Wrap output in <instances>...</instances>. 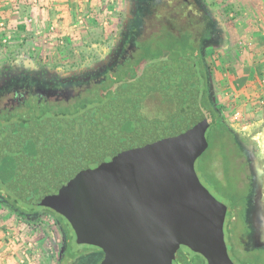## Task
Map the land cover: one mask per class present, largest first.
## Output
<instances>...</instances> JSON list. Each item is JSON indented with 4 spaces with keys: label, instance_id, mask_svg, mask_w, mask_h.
<instances>
[{
    "label": "water",
    "instance_id": "1",
    "mask_svg": "<svg viewBox=\"0 0 264 264\" xmlns=\"http://www.w3.org/2000/svg\"><path fill=\"white\" fill-rule=\"evenodd\" d=\"M199 94L194 60L179 56L147 65L76 117L3 127L0 182L23 203L64 217L78 244L100 249L96 264H176L181 246L206 264H234L226 206L194 168L208 146Z\"/></svg>",
    "mask_w": 264,
    "mask_h": 264
},
{
    "label": "flooded vegetation",
    "instance_id": "2",
    "mask_svg": "<svg viewBox=\"0 0 264 264\" xmlns=\"http://www.w3.org/2000/svg\"><path fill=\"white\" fill-rule=\"evenodd\" d=\"M103 18L89 45L71 55L62 53V45L45 49L26 37L3 50L0 129L32 119H69L99 106L116 87L134 81L147 65L165 61L153 55L167 45L185 46L197 69L201 68L200 55L206 57L208 94L213 99L215 92L209 91L210 78L216 73L212 59L225 62L237 50L231 16L212 0H114ZM123 75H127L124 81ZM199 80L202 88L205 81L203 77ZM215 102L218 114L221 111L223 119L228 118L226 107L219 108L216 98ZM235 136L240 152L229 159L226 175L233 188L220 201L226 206L224 241L227 254L230 250L237 259L235 263L229 257L234 264H264V190L257 191L264 180V157L248 137ZM0 211L38 235L36 241L52 254V264H96L101 256L93 246V250L80 252L72 249L75 234L64 217L23 203L1 182ZM193 255L197 257H189L181 246L175 262L206 264L202 256Z\"/></svg>",
    "mask_w": 264,
    "mask_h": 264
},
{
    "label": "crops",
    "instance_id": "3",
    "mask_svg": "<svg viewBox=\"0 0 264 264\" xmlns=\"http://www.w3.org/2000/svg\"><path fill=\"white\" fill-rule=\"evenodd\" d=\"M53 1V5L48 8L44 4V1L37 7H31L25 0L22 3L20 1L19 4L13 0H0V21L5 23V31L11 34V39L6 44H0V47L13 45L21 41V37L27 38V36L31 37L36 45H44L42 41L47 37V34L39 23H47L48 26L52 23H58V26H56L59 31L58 37H68L67 41H65L67 43L71 39L72 33L78 29V27L74 28L78 7L80 5L86 6L87 4V7L95 6L96 2H98L102 3L99 6L102 9L103 5L109 0ZM236 1L228 0L227 2L232 5ZM237 3L244 7V22H257L259 27L256 30L246 31L247 46L244 49L245 53L238 51L237 46L236 53L225 62L222 61L226 68L225 74L227 79L222 80V84L216 82V86L218 91L227 97L226 99L234 102L232 103L234 108L243 107L248 111V116H253V114L257 115L259 112V109L256 107L260 106L258 103L259 97L262 94L264 95V84L261 83L264 79V0H238ZM87 7L85 9H88ZM85 12L90 13L88 10H85ZM229 15L232 16V13H229ZM30 16L34 18V23L30 28L32 30L39 29L41 32V35H39L40 39L25 24L26 18ZM92 25L91 23L87 28L91 29ZM21 27H24L23 32H21ZM1 32H3L2 29H0V34H2ZM55 38L46 39L49 42H56ZM238 54L242 55V57H239ZM225 74L223 73V75ZM227 106L228 104L224 107L227 108ZM253 109L254 111H258L254 112ZM244 116L247 118V113ZM244 126L248 127L252 125L246 123ZM244 126L242 125V128ZM18 222L13 216L0 211V264H30L31 261H34V246H38L39 244L30 241L32 243V251L27 256V259L24 260L21 254L22 244L29 241L25 236L31 235V233ZM25 232L27 234H24V237H22V233Z\"/></svg>",
    "mask_w": 264,
    "mask_h": 264
},
{
    "label": "rangeland",
    "instance_id": "4",
    "mask_svg": "<svg viewBox=\"0 0 264 264\" xmlns=\"http://www.w3.org/2000/svg\"><path fill=\"white\" fill-rule=\"evenodd\" d=\"M111 1L112 0H110L106 4H104L103 5L104 7L102 9L99 8V6H101L102 3H98V2H96L97 4L95 6L93 5V6L87 7L88 4L86 6L85 5L81 6L83 8V10L90 11V13H88V14L91 16V18H94L93 20L95 22L91 26V29L87 28L91 24L90 21H89V25L86 23H82L78 26V29L72 33V35L70 36L71 39L69 40V42H67L65 44H59L58 39H56V38H55L56 42H49V40H47L46 42H42L45 46L47 45L45 49L54 48V47H57L59 45L60 46L62 45L61 46L62 47V49H61L62 53L65 55H71V54H73L77 51H80L83 48L87 47L89 45V43L91 42V40L95 36V30L98 29L97 27H100V26H98V23L102 22L104 19L103 17H105L107 15V13L110 11L112 4H113V1L112 2ZM212 1L222 10L225 7L231 6V10L229 11V13H232V16H231L232 20L230 22L233 25L232 28L237 35L238 51H241V53L244 52V49L247 46V44H246L247 39L245 38L246 31L247 30L248 31L256 30L259 27V24H257V22H252V23L244 22V17H243L244 7L241 4L237 3L238 0L236 2H234L232 5H230L231 3L227 2L228 0H212ZM86 7L88 9H85ZM39 24L41 25L43 30H45V33L48 34V31L46 29V28H48L47 23H45V24L39 23ZM29 29L31 31H33L32 28L29 27ZM30 30H29V32H30ZM58 33H59V31H58ZM27 38L31 39V37H29V36H27ZM65 41H67V40H65ZM48 43H51V44H48ZM238 43H241V45ZM9 46L10 45L1 46L0 47V54L3 52L4 49H6ZM239 47H240V49H239ZM181 55L190 56L191 53H189V51L186 49L185 46L182 48H180V47L171 48V47H169V45H167V46L161 47L153 55V57L159 56V57H164L163 60H172V59H175L176 57H179ZM238 56L242 57V55H240V54H238ZM149 57H151V56H149ZM208 59L209 60L212 59L210 56V52L208 53ZM212 65L214 66V69L216 70L215 75L212 77V82H213L212 84L214 85V91L213 92H215V97L217 99V105L220 108V107L228 104L226 110L228 112L227 114H228L229 120H228V118H226V119L228 122H231V123H233L230 119L233 110L236 109V110L242 111V109H243V119L241 120L242 121L241 125L239 124L237 126H238V128H241L240 129L241 133H243L246 137L249 138V140L258 149L260 154L264 157V108H263L264 106H259V107L256 106L257 109H259V112L257 113V115L253 114V116H248L249 115L248 111L246 109H244L243 107L242 108H240V107L234 108V105L232 104L234 102L226 99L227 97H225V95H222L221 92L218 91L217 86H216V82L222 84V80L227 79L226 74H225V72H226L225 65L222 63L221 59H218L217 61H216V59H212ZM139 69H140V71H142V65ZM140 71H139V73H140ZM223 73L225 75H223ZM141 74H139V76L137 78H135L134 81L137 80ZM125 79H127V75L121 76L122 81H124ZM131 82H133V81H131ZM131 82H128V83H131ZM128 83H124V84H128ZM124 84H121V85H124ZM121 85H119V86H121ZM115 90H116V88L111 92L109 97L107 99H105V101L102 102L101 104L105 103L110 98V96L112 95V93ZM253 111H254V109H253ZM257 111H254V112H257ZM246 113H247V118H246V116H244V114H246ZM246 123H248L252 126L245 127L244 125ZM242 125L244 126L243 128H242ZM208 141H209V145H210L209 150L205 153V155L202 158L197 159V161L194 163V168H195V171L197 173V176H198L201 184L217 200L225 201L224 198L219 196L214 191V189L205 181L203 174H202L203 168L205 169V171L206 170L207 171H213V172L217 171V173H219L220 167H222V161H221V156L219 154V146H218L217 141L214 143V145H211V141L209 139H208ZM262 162H264V159ZM263 182H264V180H263ZM262 190H264V187ZM9 227H11V226L9 225ZM24 234H27V233L26 232L22 233V237H24ZM36 236L38 237L37 234L31 233V235L25 236V238L29 239V241L34 242L36 244V243H38L37 242L38 240L36 241ZM25 241H27V240H25ZM38 244H39L38 246H34L35 247V251L33 252L34 253V261H31L30 264H52V259H53L52 254L48 255L47 251L45 249L46 247L40 243H38ZM71 248L74 250H78L79 252L85 251L86 248L93 250L92 246L77 244L74 239L71 241ZM31 251H32V249L30 248V250H28L26 252V255L23 257L24 260L27 259V256L29 255V253ZM186 252L188 253V256L191 258L197 257V256H194L193 253L188 249H186ZM229 252H230V255H229ZM229 252H228V255L231 258V260L234 261L235 263H237V259L232 255L230 250H229ZM49 259H51V261H49ZM85 260L87 261V258L83 259V261H85Z\"/></svg>",
    "mask_w": 264,
    "mask_h": 264
},
{
    "label": "trees",
    "instance_id": "5",
    "mask_svg": "<svg viewBox=\"0 0 264 264\" xmlns=\"http://www.w3.org/2000/svg\"><path fill=\"white\" fill-rule=\"evenodd\" d=\"M224 10L226 11V13H229V11L231 10V6L225 7ZM21 31H24V27H21ZM199 61L201 64L200 69L202 70L196 68L197 73H199L198 77L200 75V78L203 77L205 81L202 84V88L200 87L199 104L208 122V128L205 133L208 146L206 150L197 159L202 158L205 153L209 150L210 145L208 139L211 141V145H214V143L217 141L219 146V154L221 156L222 161V171H220L221 174L220 172L216 173L213 171H205L204 168L202 174L205 181L214 189V191L222 198H225L228 196L227 193L233 188V185L231 184V179L228 178L226 175L228 173L227 170L229 168V159L236 157L237 154H239L238 152H240L237 144L238 139L236 138L234 131L229 128L223 121V117L218 114V107L212 99V96L208 94V81L206 75V73L208 72H206L207 69L205 70L204 68V66L206 65V57H202L200 55ZM197 159L195 160V162L197 161ZM53 214L59 215L57 213Z\"/></svg>",
    "mask_w": 264,
    "mask_h": 264
},
{
    "label": "built area",
    "instance_id": "6",
    "mask_svg": "<svg viewBox=\"0 0 264 264\" xmlns=\"http://www.w3.org/2000/svg\"><path fill=\"white\" fill-rule=\"evenodd\" d=\"M13 1L15 3L19 4V2L21 1V3H22L23 0H13ZM25 1H27L28 5H30L31 7H37L38 5H40V3L42 1H44V4H46V7H48V8L51 7L53 5V2H54L53 0H25ZM112 1H114V0H112ZM91 19H92L91 16L87 12H85V10H83V8L80 5L77 9V17L75 19L74 28L78 27L82 23L89 24V21H91ZM33 23H34V18L32 16L26 18L25 24L27 27H31ZM56 26H58V23H53V24H50L48 26L47 37L43 36L45 38L43 39L42 42H46L47 41L46 38L52 39V37H56V39H58L59 44L65 43V40H67L68 37H58L59 33H58ZM0 29L3 30V32H1L2 34H0V44H6L11 39V34L5 31V23L3 21H0ZM33 34L36 37L38 36L37 38L40 39L39 35H41V32L39 31V29H33ZM238 44L241 45V43H238ZM261 83L264 84V79L261 81ZM258 103L260 106H264V95L263 94L259 97ZM230 119L236 125H239V124L241 125V122H242L241 120L243 119L242 111L236 110V109L233 110ZM31 247H32V243L30 241L24 242L22 244L21 254L23 257L26 255V252L28 250H30Z\"/></svg>",
    "mask_w": 264,
    "mask_h": 264
}]
</instances>
